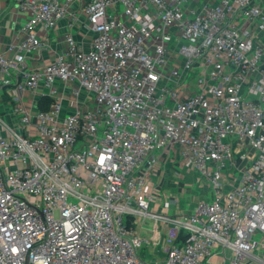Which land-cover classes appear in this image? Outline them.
I'll return each instance as SVG.
<instances>
[{"label":"built area","instance_id":"1","mask_svg":"<svg viewBox=\"0 0 264 264\" xmlns=\"http://www.w3.org/2000/svg\"><path fill=\"white\" fill-rule=\"evenodd\" d=\"M75 1L20 0L21 36L11 57L0 51V82L19 75L22 127L2 122L0 264H149L136 217L182 235L160 264H209L217 252L264 264V0H83L90 48L68 31L60 54L26 68L19 53L44 46L41 29L74 27ZM40 86L51 104L33 112L22 94ZM170 153L214 189L181 218L150 212L144 190Z\"/></svg>","mask_w":264,"mask_h":264},{"label":"crops","instance_id":"2","mask_svg":"<svg viewBox=\"0 0 264 264\" xmlns=\"http://www.w3.org/2000/svg\"><path fill=\"white\" fill-rule=\"evenodd\" d=\"M83 0H76L71 5L72 11H77V19L74 27L68 28L67 18L61 19L56 28L41 35L44 37V46L33 54L19 53L23 56L26 68L32 69L42 66L53 60L65 47L64 35L71 31L77 46L82 50H88L91 46L92 32L85 25V16L79 10ZM20 0H0V51L11 57L13 52L9 48L15 44L21 36V26L27 20V13L19 7ZM264 8V2H262ZM8 83L0 82V135L9 134L2 122L7 124L15 133H22L16 115L13 114L15 105L14 83L19 80V75L14 72ZM62 113L73 112V105L66 98ZM24 103L34 112L40 109H48L51 99L46 89L40 86L34 92L25 91L22 94ZM248 152L252 149L248 148ZM158 162L146 172L144 190L150 196L149 211L169 217L181 218L190 214L198 200H210L214 197L212 185L200 178V176L187 168H184L176 160L173 153L164 154ZM236 158V157H235ZM135 234L148 240L138 248L139 256L149 264H160L166 256L167 250L178 237V229L164 222L162 219L139 218L131 220ZM255 238L264 244V235L256 234ZM257 255L264 254V246L255 250ZM228 254V253H227ZM227 260L220 253H216L209 264H227Z\"/></svg>","mask_w":264,"mask_h":264},{"label":"trees","instance_id":"3","mask_svg":"<svg viewBox=\"0 0 264 264\" xmlns=\"http://www.w3.org/2000/svg\"><path fill=\"white\" fill-rule=\"evenodd\" d=\"M40 110H47V109H40ZM182 235L179 233L178 234V237H177V241L180 242V240L182 239Z\"/></svg>","mask_w":264,"mask_h":264},{"label":"rangeland","instance_id":"4","mask_svg":"<svg viewBox=\"0 0 264 264\" xmlns=\"http://www.w3.org/2000/svg\"><path fill=\"white\" fill-rule=\"evenodd\" d=\"M198 1V0H197Z\"/></svg>","mask_w":264,"mask_h":264}]
</instances>
